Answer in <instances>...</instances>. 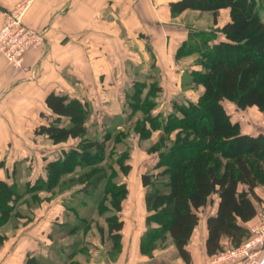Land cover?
I'll return each instance as SVG.
<instances>
[{
    "label": "trees",
    "instance_id": "obj_1",
    "mask_svg": "<svg viewBox=\"0 0 264 264\" xmlns=\"http://www.w3.org/2000/svg\"><path fill=\"white\" fill-rule=\"evenodd\" d=\"M223 8L230 12L229 20L220 28L224 39L203 52L202 70L192 72L193 81L204 86L198 101H174L172 111L163 119L160 113L153 114L159 86L151 84L146 91V85L138 83L127 99L131 114L144 115L133 125L140 140L162 130L148 148L149 153L158 154L155 169L162 170L141 175L147 214L140 251L146 255L153 256L171 239L177 255L190 264L192 254L187 244L199 224L200 209L212 202L213 195L218 197V206L216 213L207 217L206 252L213 256L226 249L222 244L225 236L231 241L230 247L238 246L250 236L246 222L257 215V203L262 201L256 187L264 184V133H244L225 106L230 101L238 109L256 106L264 112V21L257 0L171 2L173 13L209 11L215 23ZM46 104L52 119L40 124L37 133L54 144L80 141L48 161L45 177H38L29 190L53 192L66 178L72 182L76 177L87 195L103 189L101 202L108 200L109 206L101 205L100 212H113L106 217V234L119 252L125 224L120 212L129 190L125 182L115 179L119 173L115 165L127 176L132 169L126 162L130 154L121 153L113 163L106 161L112 132L106 131L103 138L88 137V101L51 92ZM126 132L118 133L125 138ZM121 137H115V142ZM21 197L15 183L0 178V245L6 238L1 229L16 214L15 204ZM73 253L62 264H81ZM26 264L43 263L36 255H29Z\"/></svg>",
    "mask_w": 264,
    "mask_h": 264
},
{
    "label": "crops",
    "instance_id": "obj_2",
    "mask_svg": "<svg viewBox=\"0 0 264 264\" xmlns=\"http://www.w3.org/2000/svg\"><path fill=\"white\" fill-rule=\"evenodd\" d=\"M24 1L0 0V28L6 13ZM174 1L177 0H28L21 20L33 30L45 31L46 43L27 50L20 65L9 62L0 52V162L4 163L6 157L12 162L21 161V156L26 155L24 149L68 144L72 140L54 144L46 135L37 133L40 124L52 119L46 104L51 92L78 97L90 106L98 103L111 114L118 112V99L127 100L138 83L159 86L154 97L156 106L158 96L172 103L179 101L174 97L194 101L196 94L197 99L203 88L200 86L197 93L193 89L190 92L185 88L187 76L192 70L200 69L197 59L202 47H211L215 42L212 35L216 34L218 40L224 39L220 28L229 20L230 12L229 8L221 9L215 23L209 11L173 13L171 2ZM183 89L187 93H182ZM240 110L247 112V116L232 120L239 122L244 133H264L263 111L256 106ZM157 132L149 139L156 141ZM12 149L18 150V154L11 155ZM47 161L43 160V164ZM143 173L139 175L138 184L142 187L139 193L128 187L130 200L135 195L140 197L136 213H143L139 220L142 231L132 238L131 249L127 244L132 236L123 234L117 262L186 264L177 255L171 239L168 247L155 250L153 256L140 251L147 214ZM0 177L4 178L1 169ZM256 193L262 201L257 203V215L246 222L249 228L264 210V184L256 187ZM217 206L218 197L213 195L212 202L199 211V224L187 244L192 254L190 264H212L213 256L207 254L205 246L206 221L216 213ZM30 224L33 223L27 226ZM125 228L126 224L124 231ZM20 231L6 236L0 245V264H26L29 255H36L42 261L38 254L41 238L33 237L32 229L22 234ZM222 244L228 248L231 241L225 236ZM73 254L77 259L78 253Z\"/></svg>",
    "mask_w": 264,
    "mask_h": 264
},
{
    "label": "rangeland",
    "instance_id": "obj_3",
    "mask_svg": "<svg viewBox=\"0 0 264 264\" xmlns=\"http://www.w3.org/2000/svg\"><path fill=\"white\" fill-rule=\"evenodd\" d=\"M257 6L260 17L264 21V0H257ZM212 37L216 39L214 43L219 41L216 34L212 35ZM211 47H202L203 50L197 59L198 64L201 66L200 69L192 70L187 76L186 84L188 85L185 88L189 91L193 89V92L197 93L200 86L204 90L202 84L193 81L192 72L202 70L203 52H207ZM150 86L147 84L145 90L147 91ZM186 89H183L181 92L187 93ZM195 95L193 98L196 99L197 96L195 97ZM174 98L179 99V102L183 100L187 102L192 101L188 98ZM195 99L194 102L198 101L199 97ZM157 100L158 104L153 110V114L158 115L160 113L162 118L165 119L172 111L170 108H172L171 105L173 103L169 99L165 100L163 97L159 99V96ZM117 104L118 112L116 114L106 112L105 108L102 110L100 107L102 105L98 103L91 104L88 137L92 139L103 138L106 131L112 132V138L107 142L106 161L113 163L121 153H129L130 156L126 159V162L133 165L131 174L124 176L118 166L115 165L119 172L115 179L118 182H125L132 192L139 193L142 188L138 184L140 173L151 171H155L154 173H156L162 170V168L155 169L158 154L154 152L151 156H148L145 152H148V148L155 142V138L140 140L138 134L133 129V125L138 118L144 115L141 112H133L131 114L133 109L128 105L126 99H118ZM225 106L233 120H242V118L244 119L247 116V112L245 113V111L238 109L230 101H226ZM119 131H127L128 135L122 138L119 136ZM161 133L162 130L159 129L157 136ZM115 137L118 139L121 137L122 140L115 142ZM79 141L77 139L71 140L68 144L63 143L57 146L45 145L24 149L27 156L22 155L21 161L16 160L12 162L11 158L6 157L4 163L0 162L3 179L15 183L22 194V197L15 204L14 212L16 214L1 229V233L8 236L15 235L14 233L20 229L21 231L23 230L19 232L20 234L25 233L26 229H32L34 233L33 237L38 236L41 238L38 254L45 264H62L67 262L70 259L69 254L71 252L78 253L76 258L82 264H124L122 261L117 262L118 252L115 251L113 241L106 234V217L113 212L110 210L103 213L100 212L101 205L109 206L108 200L101 202L103 189L94 195H87L82 191V185L78 181H75L78 179L76 177L73 178L74 181L72 182L68 180L70 178H66L65 182L61 186L56 187L53 192H48L45 188L29 190L38 181V177H45L46 175V164H43V160L50 161L57 158L61 155V151L64 148H70ZM16 153L18 154V150L12 149L11 155H15ZM130 198L127 195L124 199L123 210L120 212V216L126 224L123 234L125 236H132L130 243L127 244L129 249H131L132 238L134 239L142 231V224L139 220L143 216L142 212L136 213L139 207V195H135V199L130 200ZM81 220H84L83 223L80 222ZM29 223L33 224L27 226ZM73 227L77 228L72 229ZM85 227H87V231L84 230ZM172 253L169 252L170 255ZM172 261L174 263L173 257Z\"/></svg>",
    "mask_w": 264,
    "mask_h": 264
},
{
    "label": "built area",
    "instance_id": "obj_4",
    "mask_svg": "<svg viewBox=\"0 0 264 264\" xmlns=\"http://www.w3.org/2000/svg\"><path fill=\"white\" fill-rule=\"evenodd\" d=\"M28 0L18 3L6 13L0 28V52L9 62L20 65L24 53L46 43L45 31H36L25 26L21 20ZM250 236L240 245L228 247L213 255L212 264H264V210L250 225Z\"/></svg>",
    "mask_w": 264,
    "mask_h": 264
}]
</instances>
